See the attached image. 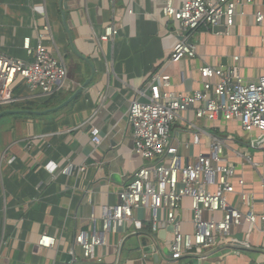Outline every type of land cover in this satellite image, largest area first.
I'll return each mask as SVG.
<instances>
[{"label":"crops","instance_id":"crops-1","mask_svg":"<svg viewBox=\"0 0 264 264\" xmlns=\"http://www.w3.org/2000/svg\"><path fill=\"white\" fill-rule=\"evenodd\" d=\"M169 3L179 6L181 0H0V52L31 61L23 42L31 38L35 47L37 35L43 34L44 46L69 69L68 90L54 96L52 108L90 81L64 111L39 115V119L14 114L0 120V264H264V234L259 233L253 236L254 248L241 254L221 250L206 260L187 257L175 263L166 247L171 227L155 237L151 231L149 237L142 234L151 226L148 209L134 212V218L143 222L144 232L127 224L117 234H104L106 243L98 248L99 261H87L75 242L80 232L92 233V217L97 219V232H102L103 207L121 203V190L143 164L134 153L127 114L136 91L148 87L176 43L177 29L164 13ZM35 6H43L44 13L34 11ZM255 10V6L246 7L230 33L224 29L196 33L198 57L166 69L173 90L190 94L202 89L200 68L206 64L239 65L248 80L264 75V26L255 24ZM113 23L120 32L113 40L101 42L105 28ZM46 27L50 31L45 32ZM235 56L241 57L238 64ZM16 84L14 93L20 102L42 105L50 101L33 96L22 79ZM198 125L215 133L208 121ZM94 127L100 131L99 145L92 141ZM174 128L181 138L183 125ZM241 133L235 138L245 143ZM181 152L188 154L184 145ZM252 152L255 161H264V151ZM51 162L54 171L46 167ZM69 162L86 165L87 171L78 177L62 174ZM246 177L253 181L258 199H263L250 168ZM190 205L186 200L183 216L188 233L193 230ZM262 209L260 201L258 210ZM246 231L244 225L237 236L243 238ZM42 236L54 238L55 247L40 248ZM143 238L148 246L155 242L158 252L146 249Z\"/></svg>","mask_w":264,"mask_h":264},{"label":"built area","instance_id":"built-area-1","mask_svg":"<svg viewBox=\"0 0 264 264\" xmlns=\"http://www.w3.org/2000/svg\"><path fill=\"white\" fill-rule=\"evenodd\" d=\"M250 6L256 7L255 24L263 27L264 0H181L179 6L169 3L164 8L169 22L177 29L176 43L170 58L153 73L148 87L136 91L127 114L134 153L143 164L121 190V203L103 207L102 232H97V219L92 217V233L80 232L76 236L75 242L87 261L100 260L98 248L106 243L105 233L117 234L127 224L143 232V222L134 218L139 209L150 210L153 237L173 228L166 247L175 263L187 257L206 260L221 250L241 254L254 248L255 233L264 234V209L258 210L260 201L264 207V198L258 199L251 186L253 181L246 177V169L250 168L264 195V161H255L241 148L264 151V75L248 80L239 65L206 64L200 68L202 89L189 94L174 91L171 76L166 73L168 66L198 57L196 33L202 29H224L230 33L236 18L244 16L245 8ZM34 11L45 10L35 6ZM45 30L50 31V27ZM119 32L113 23L99 40L108 42ZM44 37L37 35L35 47L31 38L24 40L23 48L31 61L0 52V107L20 102L14 93L18 79L38 98L51 99L68 90L69 69L61 57L44 46ZM233 60L238 64L241 57ZM185 114L191 117L186 118ZM201 121L212 123L215 133L200 128ZM231 123L257 139L246 145L234 136L218 134L229 130ZM177 124L183 125L184 140L179 131H174ZM92 137L94 144L101 143L99 129H92ZM182 145L188 150L187 155L181 152ZM54 166L51 162L46 167L54 171ZM86 171V165L72 162L62 168L66 176L78 177ZM186 200L191 203L192 213L193 230L189 233L184 231ZM244 225L247 231L240 238L237 234ZM262 244L264 247V241ZM38 245L53 248L56 241L42 236ZM151 247L158 252L155 242Z\"/></svg>","mask_w":264,"mask_h":264},{"label":"trees","instance_id":"trees-1","mask_svg":"<svg viewBox=\"0 0 264 264\" xmlns=\"http://www.w3.org/2000/svg\"><path fill=\"white\" fill-rule=\"evenodd\" d=\"M59 95L60 94H58L56 96H59ZM55 97L50 99V101H47L45 104H42V105L38 104L37 102L26 101V102H19V103H16V104H13V105H10L7 107H0V113L3 111H6V110H11V111L23 112V113H20L18 115H20L21 117H24V118L39 119L41 116L35 115L32 112L44 111L46 109H50V108L54 107L53 103H54ZM78 98L79 97H77L75 102L78 100ZM62 111H64V110H62ZM150 231H151V227L149 226V227H147V229H145V232L143 231L144 233H142V234L149 237Z\"/></svg>","mask_w":264,"mask_h":264},{"label":"water","instance_id":"water-1","mask_svg":"<svg viewBox=\"0 0 264 264\" xmlns=\"http://www.w3.org/2000/svg\"><path fill=\"white\" fill-rule=\"evenodd\" d=\"M90 81H87L83 87H81L80 89H78V91L76 93H74L72 96H70L65 102H63L61 105L55 107V108H52V109H48V110H45V111H36V112H32L33 114L35 115H46V114H49L51 112H58L66 107H68L69 105H71L75 99L83 93L84 89L90 84L89 83ZM20 113H23V112H17V111H11V110H6V111H3L0 113V120L4 117V116H7V115H14V114H20ZM169 231H173V228L171 227L169 229ZM142 245L146 247V249L152 251V247L151 246H148L147 244V241L145 238L142 239Z\"/></svg>","mask_w":264,"mask_h":264},{"label":"rangeland","instance_id":"rangeland-1","mask_svg":"<svg viewBox=\"0 0 264 264\" xmlns=\"http://www.w3.org/2000/svg\"><path fill=\"white\" fill-rule=\"evenodd\" d=\"M225 129L227 128V126H224ZM240 132H242L239 129H236L232 124L229 125V130H227L226 132L222 133V132H218L219 135L221 136H234V137H239ZM243 134V133H241ZM244 141L246 145H249L254 139H257L254 135H250L247 133H244ZM240 138V137H239ZM241 148H243L244 153H247L253 157H255V153H253L249 148L245 147V146H241ZM151 227V226H150Z\"/></svg>","mask_w":264,"mask_h":264}]
</instances>
